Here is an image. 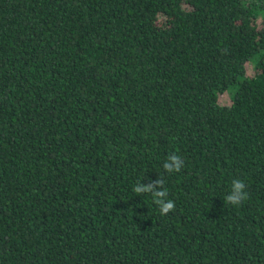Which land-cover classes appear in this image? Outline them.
I'll use <instances>...</instances> for the list:
<instances>
[{
  "label": "trees",
  "instance_id": "trees-1",
  "mask_svg": "<svg viewBox=\"0 0 264 264\" xmlns=\"http://www.w3.org/2000/svg\"><path fill=\"white\" fill-rule=\"evenodd\" d=\"M0 264H264V0H0Z\"/></svg>",
  "mask_w": 264,
  "mask_h": 264
},
{
  "label": "clouds",
  "instance_id": "clouds-1",
  "mask_svg": "<svg viewBox=\"0 0 264 264\" xmlns=\"http://www.w3.org/2000/svg\"><path fill=\"white\" fill-rule=\"evenodd\" d=\"M182 167L183 160L178 155L168 156L167 162L163 164V169L167 173L179 172ZM133 192L142 196L149 195L152 198V202L158 206L159 213L162 216H166L175 208L174 202L168 199V191L164 187V180L162 178L156 181H150L147 185L137 182L133 186ZM247 198L248 193L244 181L234 179L231 184V190L226 197V202L238 207Z\"/></svg>",
  "mask_w": 264,
  "mask_h": 264
},
{
  "label": "rangeland",
  "instance_id": "rangeland-1",
  "mask_svg": "<svg viewBox=\"0 0 264 264\" xmlns=\"http://www.w3.org/2000/svg\"><path fill=\"white\" fill-rule=\"evenodd\" d=\"M246 74L248 76H252V74H253V65L251 63H248L246 65ZM218 102H219L220 105H223V106L229 105L230 104L229 93L225 92L224 94H221L218 97Z\"/></svg>",
  "mask_w": 264,
  "mask_h": 264
}]
</instances>
